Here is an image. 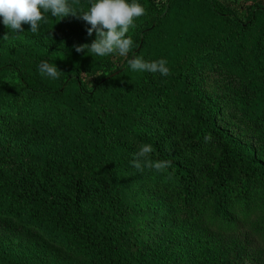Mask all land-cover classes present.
Wrapping results in <instances>:
<instances>
[{"label": "trees", "instance_id": "1", "mask_svg": "<svg viewBox=\"0 0 264 264\" xmlns=\"http://www.w3.org/2000/svg\"><path fill=\"white\" fill-rule=\"evenodd\" d=\"M138 2L147 20L126 34L127 57L77 53L96 37L50 13L36 34L23 25L28 41L0 43V222L87 264H264V148L227 126L264 127V0ZM135 56L167 59L171 74L134 72ZM50 109L88 131L78 161L36 146ZM236 110L245 120L230 121ZM145 143L171 161L142 171L158 207L122 191ZM146 214L158 233L143 239L134 219ZM0 264L24 263L0 245Z\"/></svg>", "mask_w": 264, "mask_h": 264}, {"label": "rangeland", "instance_id": "2", "mask_svg": "<svg viewBox=\"0 0 264 264\" xmlns=\"http://www.w3.org/2000/svg\"><path fill=\"white\" fill-rule=\"evenodd\" d=\"M228 1H234V3L238 4H248L251 0ZM73 6L78 12L80 10H85V8L80 7V3ZM64 19L70 24V26H73V28L82 32H87V27H90V25H87L82 19H78L71 15L64 17ZM146 20L147 14L137 19L135 21V27L131 28L129 32L138 29V27ZM92 36L96 37L95 32H93ZM30 37H32L31 34L26 31L17 33L12 29L5 27L2 23V18L0 19V43H24L28 41ZM202 71L209 73V71H206L205 69ZM216 78L218 77H214L213 79ZM212 80L210 79L206 89L214 93L215 87L211 82ZM228 93L229 92L227 91V94ZM260 107L264 108V102ZM229 113H232L230 109ZM234 114L236 115V119L231 118L230 121L236 122L237 119L245 120L241 111L236 110ZM47 115L49 116L48 125L43 126L41 130H38L39 132H37L35 139L36 146L43 152L53 155L55 159L59 156V158H67V163L78 161L81 154H84L85 152V136L88 134V131L86 132L81 124L72 120V118L63 111L50 109ZM42 122L43 119H39L37 125L42 124ZM149 122L150 121L144 122V127ZM224 124H226V120L224 121ZM227 126L232 128L233 134L235 136L238 135L239 140L248 141L250 144L251 142H255L254 146L259 150L264 148V139L261 132L264 127L258 126L253 132H250L245 131L244 129H235L236 126L234 125L229 124ZM34 133H32L33 136ZM132 169L134 171L126 172L124 181L122 180V191L125 201L131 205L140 203L141 205H156L155 207H158L157 196L148 192V179L145 177L144 173L137 171L136 168ZM130 172H134V174L128 176ZM151 220V214L137 215L135 217L134 227L136 232L140 235V238H152L158 233L157 229L151 225ZM0 245L10 251L18 261L24 264H87L82 258L63 253L51 246L43 245L42 241L33 234L18 231L16 227H11V225L7 226L1 222Z\"/></svg>", "mask_w": 264, "mask_h": 264}, {"label": "clouds", "instance_id": "3", "mask_svg": "<svg viewBox=\"0 0 264 264\" xmlns=\"http://www.w3.org/2000/svg\"><path fill=\"white\" fill-rule=\"evenodd\" d=\"M79 0H0V18L5 27L17 33L24 32L23 25L36 34L41 22H47L46 13L53 17L64 18L69 15L86 22L88 36L95 32L96 38L89 44H76L73 48L77 53H91L99 57L119 55L127 57L133 47V40L126 34L135 27V21L146 15V8L138 0H89L87 10H78L73 6ZM167 59L146 61L141 56L128 60L134 72L159 73L162 76L171 74ZM39 71L52 79L60 77L57 65L41 61ZM211 133L204 136L205 143L211 142ZM153 151L151 144H142L133 153L131 164L140 172L144 168L163 172L171 167L170 160L150 159Z\"/></svg>", "mask_w": 264, "mask_h": 264}]
</instances>
